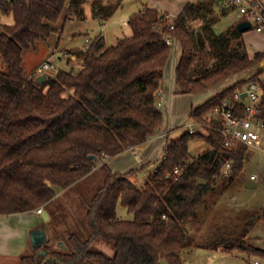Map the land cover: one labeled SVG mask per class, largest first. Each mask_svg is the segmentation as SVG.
I'll list each match as a JSON object with an SVG mask.
<instances>
[{"label":"trees","instance_id":"trees-1","mask_svg":"<svg viewBox=\"0 0 264 264\" xmlns=\"http://www.w3.org/2000/svg\"><path fill=\"white\" fill-rule=\"evenodd\" d=\"M84 2L0 0V15L13 18L0 31V57L7 68L0 71V215L46 208L77 187L76 202L84 211L76 231H68L65 249L53 248L47 237L41 248L46 256L22 255L16 264H183L179 253L195 236L188 226L203 231L200 247L246 253L247 264H253L250 258L264 261V251L245 240L264 220V209L236 218L206 215L208 208V214L214 212L217 189L232 186L248 157L246 146L224 145L214 110L228 101L238 116H246L244 101L235 94L256 84L258 118L264 122V66L193 106L188 120L195 133L167 137L163 158L142 185L135 181L140 170L113 173L104 163L161 132L164 115L156 94L172 51L167 38L181 50L175 69L180 95L199 94L254 69L264 52L250 58L235 25L215 33L216 1L197 0L174 17L144 6L127 19L131 35L115 45L107 46L98 35L87 48L72 49L80 61L76 72V67L56 68L54 78L41 84L36 74L26 78L24 51L55 34L60 40L64 23L83 16ZM91 8L102 20L117 9L95 1ZM195 20L202 21L197 29L191 25ZM195 140L209 148L192 156L189 144ZM227 163L229 176L224 175ZM198 179L206 184L198 186ZM209 196L214 201L207 205ZM118 208L130 217L119 218ZM98 238L113 244L112 256L92 245Z\"/></svg>","mask_w":264,"mask_h":264},{"label":"rangeland","instance_id":"rangeland-1","mask_svg":"<svg viewBox=\"0 0 264 264\" xmlns=\"http://www.w3.org/2000/svg\"><path fill=\"white\" fill-rule=\"evenodd\" d=\"M102 3L107 5L108 8L116 7L114 12L113 20L116 22V26H106L102 29V25H107V22L101 24L96 19L91 17V4L93 2ZM148 0H85L82 6L85 13V19H75L73 21H68L64 26L61 34V39L58 40V35H52L47 42H38L34 50H27L23 53V70L24 76L30 78L33 74L40 76L46 74L47 77L52 76L54 69L43 70L42 73L37 71L42 65L48 61L57 64L58 68L71 69L80 64L79 59L74 58L70 54L72 49H81L86 44L90 43L96 36L102 35L105 37L106 45L113 46L117 43L118 39L131 35V31L127 26L128 17L139 10H142L144 4ZM196 2L197 0H190ZM218 5V9L222 11V7H226L221 3V0H214ZM155 2V1H154ZM166 2V1H164ZM211 2V0H209ZM110 5V6H109ZM162 9H168L161 7ZM227 14L223 15L221 28L226 26L228 23L235 21L238 14L232 8L226 7ZM164 12V11H163ZM169 17H174L173 14L169 12H164ZM67 13H64L61 20L66 17ZM237 16V17H236ZM76 17V16H75ZM201 20H195L191 22L192 27L195 29L199 28L201 25ZM13 18L10 15H0V31L3 25H12ZM60 25V24H59ZM219 30V28H218ZM80 32L81 35L73 36L74 33ZM244 40L248 50H254L256 47H264V35L258 34L251 28L244 34ZM173 42L171 44L172 50H174ZM75 68V69H76ZM6 66L2 62L0 57V71H6ZM252 71L248 70L247 76L251 75ZM216 88V87H215ZM223 90V89H222ZM221 90V91H222ZM213 92V89L208 93ZM219 93V92H216ZM207 94V93H206ZM208 95V94H207ZM215 95V94H214ZM164 114V113H163ZM177 129L172 131L170 139H177L182 134L189 132V120L188 118L184 120ZM259 132L262 135V146H264V128L260 129ZM202 147V148H200ZM209 146L204 140H195L189 144V152L192 156H196L206 151ZM248 157L244 163L243 171L238 175L232 186L227 189L221 190L217 189L216 199L209 196L207 198V205L211 200L214 201L212 205L211 215L208 214L209 208L207 209V218L218 219L220 216H225L226 218H236L240 214H244L248 211H258L264 209V151L254 150L248 147ZM160 158L152 164L154 167ZM230 170V169H229ZM227 171L224 175L229 176L230 171ZM253 177V178H252ZM146 179V175L143 173L140 177L136 178L135 181L142 185ZM250 182H254L256 187L254 189L247 188ZM79 187L73 188L68 195H59L52 205L43 208L50 214L51 221H43L37 225L36 229L43 228L46 230L47 237L50 238V242L53 244V248L59 249L67 245V233L71 231H76L79 225V221L83 218L84 211L80 205H77V192ZM119 218H128L122 209L118 208ZM42 219V218H41ZM210 223V222H209ZM196 227V226H195ZM194 226H188V231L191 235H195L191 239V244L184 250L180 251V256L182 258L183 264H247L249 262V257L246 253L233 250L232 252H225L221 249L212 250L206 249L202 246L203 239H199L204 233L196 232ZM205 227V226H204ZM203 227V228H204ZM205 230V229H204ZM30 239V237H29ZM246 242L254 247H257L264 251V220L259 221L253 229L247 234ZM62 242L61 245L59 242ZM92 245L109 256L114 253V247L111 242L103 240L101 238L96 239ZM33 251L29 248L23 253V255H32ZM250 261H258L260 264H264V261L258 258H250ZM18 259L7 260L3 264H16Z\"/></svg>","mask_w":264,"mask_h":264},{"label":"crops","instance_id":"crops-1","mask_svg":"<svg viewBox=\"0 0 264 264\" xmlns=\"http://www.w3.org/2000/svg\"><path fill=\"white\" fill-rule=\"evenodd\" d=\"M188 1L190 0H148L144 6L156 9L162 13L169 12L170 14H173V16H176ZM218 5L219 4L215 5L211 14L213 19L212 28L215 33L218 34L224 32L229 27L233 25L237 26L238 23L242 22V18L238 15V17L236 16L237 18L235 21H232L221 28L222 19L225 18L223 15H226L227 11L225 10V13H223L224 8H221L222 11H220L218 9ZM161 7L168 9H162ZM114 12L106 20L99 19L98 16L92 13V11L91 17L96 19L98 22H101V24L104 22L108 23L107 25L103 24L102 29L106 28V26L114 27L116 26V22L113 20ZM75 19H85L84 11L83 16H73L72 19L69 20L73 21ZM63 20L61 21L63 22ZM69 20L64 23V26ZM247 31L241 32L245 46L246 43L244 40V34ZM81 34L82 33L80 32H76L73 34V36L76 37L77 35ZM258 34L264 35V33ZM173 46L174 50L171 51V55L164 68V79L162 86L158 90L162 96L161 112L164 113V124L161 132L158 135L149 138L145 144L137 147L133 151H124L113 158L106 159L104 163L113 173H126L130 170H140L137 173L136 178L140 177L144 173L147 179L148 175L151 174L156 168V166L153 167L152 164L162 157L163 149L166 144V138L168 137L170 139L172 131L177 129L181 124H183V122H185L184 120L189 117L191 108L205 102L214 96V94H217L216 92H220L222 89H225L226 87L247 78L246 76L248 71L234 76L231 79L217 84L199 94L180 95L178 94V86L175 80V69L180 59L181 50L179 44H174ZM246 51L249 57L253 58L255 54L264 52V47H256L254 50L250 51L246 46ZM263 66L264 61L251 71L253 72ZM212 89L213 92L208 93ZM40 221L42 222L41 215H37L35 212L0 215V264H3L9 259L11 260V258L19 260V258L29 247L33 253L39 250L32 249L29 234L32 230L37 228V225L41 223ZM61 243L62 242L60 241L59 244L61 245Z\"/></svg>","mask_w":264,"mask_h":264},{"label":"built area","instance_id":"built-area-1","mask_svg":"<svg viewBox=\"0 0 264 264\" xmlns=\"http://www.w3.org/2000/svg\"><path fill=\"white\" fill-rule=\"evenodd\" d=\"M221 3L229 8H232L242 18V21L249 22L251 28L258 33H264V2L263 0H221ZM171 28H173L171 26ZM173 41L170 38L166 39V44L170 45ZM87 48V45L84 46ZM58 68L57 64L45 62L37 71L42 73L43 70H52ZM245 92L244 99L241 98ZM157 107L162 108V96L158 91ZM237 101H244L246 116H238L230 102L224 101L218 108L214 110L213 115L221 121L222 127L219 130L224 140L226 147L240 143L250 149L264 151L262 146V135L259 132L264 128V122L258 118L260 112L259 106V90L256 84H249L243 91L235 94ZM189 133H195L196 129L193 124L189 123ZM163 158V153L162 157ZM231 168V164L225 165V173ZM179 171L176 169L175 173ZM253 178V177H252ZM44 209L39 208L35 211L37 215H41ZM253 264H260L254 261Z\"/></svg>","mask_w":264,"mask_h":264},{"label":"water","instance_id":"water-1","mask_svg":"<svg viewBox=\"0 0 264 264\" xmlns=\"http://www.w3.org/2000/svg\"><path fill=\"white\" fill-rule=\"evenodd\" d=\"M223 13H225V9H223ZM250 29H251V24L249 22H246V21H242V22L238 23V25L236 26V30L239 32H245V31L250 30ZM76 71H77V68L75 69V72ZM51 77L54 78L53 76H51ZM46 79H47V75L42 74V75L37 77L36 82L38 84H41L42 82L46 81ZM245 96H246V93L243 92L241 95V98L244 99ZM201 184L205 185L206 181H204L202 179H198L197 185L199 186ZM255 187H256V184L254 182H250L247 185V188H250V189H254ZM41 218L43 221L49 220V215H48V212L46 210H44L43 213L41 214ZM29 237H30L31 247L34 250L40 249L42 246L45 245V243L47 241V234L43 229L32 230L29 234ZM42 254L44 255L45 253L42 252Z\"/></svg>","mask_w":264,"mask_h":264},{"label":"flooded vegetation","instance_id":"flooded-vegetation-1","mask_svg":"<svg viewBox=\"0 0 264 264\" xmlns=\"http://www.w3.org/2000/svg\"><path fill=\"white\" fill-rule=\"evenodd\" d=\"M47 242V241H46ZM46 244V243H45ZM43 247V246H42ZM41 247V248H42ZM39 249L38 251H36V252H34L33 254H36V258H40V257H44V256H46L45 254L43 255L42 254V252H44L42 249ZM45 253V252H44ZM32 254V255H33ZM48 259H50V257H47L44 261H46V260H48Z\"/></svg>","mask_w":264,"mask_h":264}]
</instances>
